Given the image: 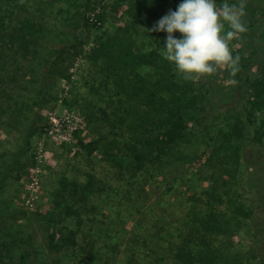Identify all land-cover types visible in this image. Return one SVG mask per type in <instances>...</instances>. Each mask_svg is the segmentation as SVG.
Masks as SVG:
<instances>
[{
  "label": "rangeland",
  "instance_id": "obj_1",
  "mask_svg": "<svg viewBox=\"0 0 264 264\" xmlns=\"http://www.w3.org/2000/svg\"><path fill=\"white\" fill-rule=\"evenodd\" d=\"M85 2L28 0L26 10L16 9V18L9 22L12 30L18 20L32 15L39 31L36 51L7 52L0 62V179L9 171L0 190V205L9 211V222L33 230L36 239L44 240L50 211L57 207V192L65 191L64 179L69 187L73 180L86 182L92 174L102 189L87 196L82 223L79 225L73 217L60 222L56 216L57 228L74 230L77 239L74 246L53 249L54 259L60 260L56 264H127L132 257L137 264H180L174 256L175 248L194 216L211 208L209 191L217 180L220 186L224 184L223 190L228 189L254 209L258 203L259 193L250 184L256 156L246 154L257 149L263 159L264 147L251 140L260 124V113L249 112L247 122L254 125H248L251 134L243 137L228 135L232 130L230 119L208 126L199 119L216 108L226 115L243 112L247 116L243 110L249 108L253 92L245 78L264 77V0H247L243 17L247 31L229 41L234 58L239 52L248 59L243 78L233 76L228 68L195 81H184L177 75L183 86L191 83L186 97L193 98L194 106L189 110L187 136L160 162L136 173L115 165L112 153L102 150L103 143L89 153L90 139L108 136L122 140L125 135L115 133L119 130L103 119L104 111L112 115L115 105L110 100L119 96L112 80L106 81L89 57L97 39L117 28L112 0H105L109 7L102 27L88 29L80 21ZM225 2L238 0H216L218 8ZM79 40H83L82 53L73 62L55 67L48 79L51 51ZM138 40H145V49L162 51L164 47L155 38L140 36ZM42 88L48 90L49 101L37 122L38 132L29 139ZM51 114L61 121L52 133H45ZM75 125L76 129L70 131L69 127ZM227 147L236 156L231 161L234 170L224 173L219 156ZM224 178L229 180L225 182ZM90 204L95 206L91 212ZM253 224L250 221L235 235L238 251L248 250Z\"/></svg>",
  "mask_w": 264,
  "mask_h": 264
},
{
  "label": "trees",
  "instance_id": "obj_2",
  "mask_svg": "<svg viewBox=\"0 0 264 264\" xmlns=\"http://www.w3.org/2000/svg\"><path fill=\"white\" fill-rule=\"evenodd\" d=\"M28 0H0V62L5 53L27 54L37 47L38 22L35 16H25L13 24L10 30L9 22L16 16V9L26 10ZM230 1V0H229ZM182 0H112L110 7L116 15L117 28L115 31L100 36L90 52V61L104 74L106 81L112 80L118 100H110L115 106L112 115L104 111V120L117 128L125 138H109L100 136L97 140L90 139L89 153L100 149L110 155L114 164L136 173L150 164L160 162L175 147L181 144L188 129L189 110L194 106L193 98L186 97L187 87L183 86L176 74L175 66L163 58L161 51L155 47L144 48L145 40L140 43L138 37L144 36L160 40L165 46L167 33L164 31H148L153 25L166 15L169 9L175 11ZM232 4V3H230ZM109 6L105 0H86L85 9L80 16L81 25L88 29L101 28L104 14ZM8 22V24H6ZM181 38V33L173 34ZM83 40L67 43L50 53L47 78H51L53 69L73 62L81 53ZM8 55V54H7ZM239 71L236 77H242L243 69L249 66L246 57L239 52ZM3 66L0 65V71ZM249 89L253 92L250 106L243 112L226 115L223 110L212 109L199 119V123L208 126L225 119H230L231 132L228 135L243 137L250 133L248 125L249 112L260 113V124L251 140L264 147V77L245 78ZM188 85V86H187ZM48 90L41 89L39 108L35 123L30 127L28 138L38 132V121L42 119L43 109L49 97ZM216 106H213V108ZM108 114V115H107ZM91 116V115H90ZM102 119V117H101ZM248 121V122H247ZM255 129V126H254ZM251 134V133H250ZM104 141V142H102ZM112 151V152H110ZM116 151V152H114ZM221 150H218L219 152ZM216 149H214V154ZM213 154V155H214ZM255 157L257 167L251 181L258 191V203L255 209L241 201L236 195L223 190L219 180L209 191V207L204 214L194 216L187 231L183 232L177 244L174 256L180 264H264V156L261 151L253 148L246 155ZM264 154V153H263ZM236 153L230 148L219 156L224 173L234 170L232 158ZM235 163H238L236 160ZM11 170V169H10ZM6 173L0 179V190L5 185ZM86 182L73 180L64 190L57 192L59 199L50 211L49 227H45L44 240L36 239L33 230H23L20 225L9 222V211L0 205V264H56L60 262L53 257V249L58 251L77 244L76 232L58 229V221L66 217L78 219L82 222V210H87L88 197L101 191V182L89 174ZM225 182L229 178H224ZM216 204H221L217 205ZM223 205V206H222ZM95 206L90 204V212ZM256 211V214H255ZM250 221H254L249 233L250 245L247 251L235 248V235L244 229ZM127 264H137L132 258Z\"/></svg>",
  "mask_w": 264,
  "mask_h": 264
},
{
  "label": "clouds",
  "instance_id": "obj_3",
  "mask_svg": "<svg viewBox=\"0 0 264 264\" xmlns=\"http://www.w3.org/2000/svg\"><path fill=\"white\" fill-rule=\"evenodd\" d=\"M246 3L225 2L218 8L216 0H182L177 10L169 9L148 31L167 33L161 55L175 66L182 80L195 81L223 68L234 76L239 71L240 57H233L229 41L247 31L243 23ZM176 32L181 38L174 37Z\"/></svg>",
  "mask_w": 264,
  "mask_h": 264
},
{
  "label": "built area",
  "instance_id": "obj_4",
  "mask_svg": "<svg viewBox=\"0 0 264 264\" xmlns=\"http://www.w3.org/2000/svg\"><path fill=\"white\" fill-rule=\"evenodd\" d=\"M49 123H48V126H47V128L45 129V133H52L53 132V129H54V125H57V124H59L60 123V119L59 118H57L54 114H51L50 116H49ZM76 125L75 126H70L69 127V129H71L70 131H73V130H75L76 129ZM67 130L65 129L64 130V132H66ZM64 137H66V136H64Z\"/></svg>",
  "mask_w": 264,
  "mask_h": 264
}]
</instances>
